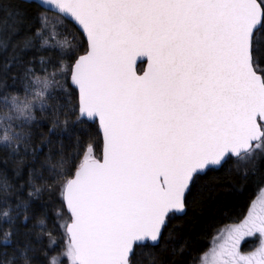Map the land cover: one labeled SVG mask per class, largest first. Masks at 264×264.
Segmentation results:
<instances>
[{
    "label": "snow or ice",
    "instance_id": "1",
    "mask_svg": "<svg viewBox=\"0 0 264 264\" xmlns=\"http://www.w3.org/2000/svg\"><path fill=\"white\" fill-rule=\"evenodd\" d=\"M252 183L264 0H0V264H264Z\"/></svg>",
    "mask_w": 264,
    "mask_h": 264
},
{
    "label": "trees",
    "instance_id": "2",
    "mask_svg": "<svg viewBox=\"0 0 264 264\" xmlns=\"http://www.w3.org/2000/svg\"><path fill=\"white\" fill-rule=\"evenodd\" d=\"M8 83L11 86V83H12L11 80H9ZM258 190L259 189L255 183L248 184L246 187L239 189L238 191L235 192L233 196L230 197V199L228 200V206L223 211H226L231 215H237L243 211H246L248 209L249 203L255 199ZM173 223L176 225L175 227H173L174 233H187L191 227V225L186 222V218H185V221L182 223V225L180 221H174ZM52 227L53 226H52L51 219H49L46 230L52 229ZM39 230L40 229H37V231ZM207 232L209 234L208 239L210 240V236L212 234L210 226L207 228ZM43 243L45 245H48L50 241L48 240L47 237H45L43 239ZM206 244H207V241L204 239H201L198 246L205 247ZM61 247H62V242H57L56 247L52 249L50 255L55 256Z\"/></svg>",
    "mask_w": 264,
    "mask_h": 264
},
{
    "label": "rangeland",
    "instance_id": "3",
    "mask_svg": "<svg viewBox=\"0 0 264 264\" xmlns=\"http://www.w3.org/2000/svg\"><path fill=\"white\" fill-rule=\"evenodd\" d=\"M264 203V191L258 190L255 199L252 201L253 210L259 211L261 204ZM254 246V242L249 237H245L241 240V249L244 252H248ZM210 259V257H209Z\"/></svg>",
    "mask_w": 264,
    "mask_h": 264
}]
</instances>
